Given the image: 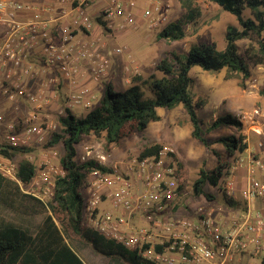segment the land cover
I'll return each mask as SVG.
<instances>
[{"label":"built area","instance_id":"1","mask_svg":"<svg viewBox=\"0 0 264 264\" xmlns=\"http://www.w3.org/2000/svg\"><path fill=\"white\" fill-rule=\"evenodd\" d=\"M76 1L0 0V92L12 100L24 97L33 108L25 119L28 126L20 131L0 114V144L23 146L32 137L42 141L47 127L33 122L37 111L58 98L57 90L63 92L59 116L70 107L93 105L97 96L87 82H103L109 67L95 28L113 34V28L135 26L137 16L146 19L149 28L163 27L171 7L163 0H144L141 9L137 0H98L102 24L88 13L97 0ZM124 51L125 47L113 49L115 54ZM256 112H243L239 119H250ZM172 152L163 144L157 155L135 156L120 168L107 164L103 153L92 158V149L85 147L81 162L93 159L107 170L95 168L89 174L90 184L83 189V222L126 248L137 247L143 257L159 264H260L254 258L264 250V217L251 205L264 197V180L257 175L264 168L261 159L239 154L225 176V194L236 200L234 172L244 170L238 192L244 203L241 210L225 214L199 206L191 219L175 214L183 189L179 190ZM51 168L46 165L39 174L45 199L40 191L25 192L45 201L52 194ZM16 170L10 158L0 156L3 176L18 181Z\"/></svg>","mask_w":264,"mask_h":264},{"label":"trees","instance_id":"2","mask_svg":"<svg viewBox=\"0 0 264 264\" xmlns=\"http://www.w3.org/2000/svg\"><path fill=\"white\" fill-rule=\"evenodd\" d=\"M195 0H180L184 11L173 21L166 23L157 33L158 38L180 40L185 36V26L197 22L201 11ZM223 10L234 15L238 26L228 24L224 33L223 49H217L213 43H192L185 54L174 50L158 59L154 69L160 72L157 77L151 74L142 83L148 84L153 92L144 97L140 88L139 76L125 90L114 91L111 80L104 82V93L99 103L82 117H75L68 109L59 116L60 132H53L46 145L62 143L60 167L62 173L53 179L52 194L45 201L24 192L22 185H29L36 175L33 161L22 158L17 163L16 178L9 179L0 172V205L15 212L42 213L43 218L34 231L12 221L0 222V264H87L68 243L65 234L77 235L92 249L114 263L122 264H159L143 257L137 247L126 248L120 242L103 235L101 232L83 223V189L90 184V172L95 168L107 170L95 160L79 162L77 145L89 134L103 136L104 147L109 149L121 138L131 135L135 130L142 131L150 121L160 119L158 108H173L182 105L191 123V135L207 146L217 158L211 169L201 167L192 182L193 192L207 199L214 195L204 190V186H219L220 178L227 173L231 158L241 154L247 148L245 136L231 132L219 136L215 141L222 144L223 150L211 147L202 128V120L197 109L204 106V100L194 99L190 90L192 77L190 71L198 66L207 71L225 69L227 76L239 75L242 82L250 77L249 62L264 65V0H209ZM249 15H244V9ZM97 20L101 21L100 17ZM248 39L241 54L237 45L240 39ZM264 97V82L258 90ZM6 120V119H5ZM20 123H15L16 130ZM221 126L241 130V122L231 113L215 117L208 129ZM162 143H152L142 147L138 157L157 155ZM24 146L0 144V156L11 158L19 152H25ZM176 162L179 174V190L185 186L187 177L183 164L174 152L170 153ZM229 205L238 201L224 195ZM260 264H264V257Z\"/></svg>","mask_w":264,"mask_h":264},{"label":"rangeland","instance_id":"3","mask_svg":"<svg viewBox=\"0 0 264 264\" xmlns=\"http://www.w3.org/2000/svg\"><path fill=\"white\" fill-rule=\"evenodd\" d=\"M140 9L146 5L144 0H137ZM170 3L171 7L168 11L167 23L178 18L184 8L180 0H163ZM98 0L88 7L89 16L92 19L98 17ZM197 7L201 11L196 23L185 26V36L180 40H168L158 38L157 33L161 30L162 25L155 28H149L147 20L137 16L135 26H128L125 29L113 28V34L101 31L95 28V32L100 35L103 47L102 52L108 55L109 67L107 76L103 82H95L89 84L94 91L97 99L89 108L82 106L70 107V112L75 117H82L88 111L93 109L104 93V82L111 80L114 91L125 90L132 84L135 76H139L140 88L144 97H151L153 92L148 84L141 81L147 79L151 74L159 77L161 74L154 69V64L163 57L167 51L174 50L186 53L188 47L192 43H213L217 49H223L225 40L224 33L228 24L238 26V22L234 15L223 10L218 4L209 0H195ZM139 15V14H138ZM244 15H249V10L244 9ZM119 20L114 21V27H117ZM98 35V36H99ZM248 39H240L237 41L239 52L242 54ZM125 47L123 53L115 54V47ZM131 55L128 59L127 55ZM250 77L242 82L239 75L227 76L226 70L207 71L198 66L191 69L190 75L192 83L190 90L195 100L201 98L204 100V106L198 108L197 114L202 120V128L205 136L211 143V147L218 151H222V144L215 140L224 134L234 132L241 133L245 136L247 148L241 155L249 153L251 156L261 159L264 164V97L258 92L264 82V65H254L249 62ZM125 79H129L126 82ZM58 98L50 105L37 111L38 118L33 122L47 127L42 141H37L34 137L23 145L26 147L25 152H19L10 159L17 165L22 158H27L36 165V175L29 185L20 184L21 189L25 192L40 191L43 194V184L41 183L39 174L46 165L51 166L50 179H54L56 175L62 173L60 167V155L62 153V143L59 141L54 145H46L45 142L51 138L53 132H60L61 125L59 123V109L63 102V92L56 91ZM33 108L31 103L24 97L16 96L15 99H9L4 93L0 92V114L7 121L20 123L18 130H22L28 126L25 119ZM257 110L250 119L240 120L239 117L243 112H252ZM231 113L241 122V130L232 127L221 126L213 130H209V124L218 115ZM160 119L150 121L146 128L142 131L135 130L131 135L120 139L117 144H112L109 149L104 147L105 140L103 136H95L93 134L83 137L77 145V160L81 162V154L84 153L85 147L92 149V158L97 154L106 155V163H117L121 168L126 161L138 156L143 146L152 143L167 144L173 149L186 171V183L177 199V205L174 208L177 216H192L199 206L212 207L216 211L223 213L237 212L244 206L243 201L239 198V189L244 185V170L239 168L234 172L235 175V196L238 204L232 206L225 201L224 195L225 176L229 174V169L235 163V159L239 155L231 158V166L227 173L220 178L219 186H211L206 184L204 190L210 192L214 197L207 199L204 195H196L193 192L192 182L197 177L201 167L211 169L216 163L217 158L212 151L191 135V123L182 105L173 108H158ZM253 127H257L260 132H256ZM4 125L0 130V143L3 142ZM48 160V161H46ZM257 175L264 180V168L257 172ZM254 210H260L264 217V197L255 200L252 203ZM43 218L42 213L25 214L15 212L0 205V222L12 221L23 225L34 231ZM84 223V222H83ZM87 225L86 223H84ZM88 226V225H87ZM89 227V226H88ZM68 243L76 250L87 264H122L114 263L107 257L96 253L92 247L83 242L77 235L65 234ZM257 257V258H256ZM254 260L259 262L264 257V250L260 251Z\"/></svg>","mask_w":264,"mask_h":264},{"label":"crops","instance_id":"4","mask_svg":"<svg viewBox=\"0 0 264 264\" xmlns=\"http://www.w3.org/2000/svg\"><path fill=\"white\" fill-rule=\"evenodd\" d=\"M34 1H42V2H44V3H49L51 0H34ZM77 1L76 0H73V3L75 4ZM65 4H66V2H65ZM57 5L59 6V3H57ZM88 84H95V82H93V81H88L87 82Z\"/></svg>","mask_w":264,"mask_h":264}]
</instances>
